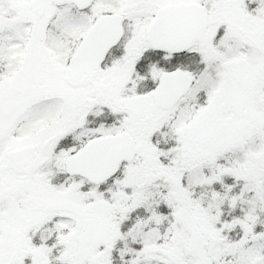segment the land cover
<instances>
[{
    "label": "snow or ice",
    "instance_id": "6c2138e0",
    "mask_svg": "<svg viewBox=\"0 0 264 264\" xmlns=\"http://www.w3.org/2000/svg\"><path fill=\"white\" fill-rule=\"evenodd\" d=\"M0 264H264V0H0Z\"/></svg>",
    "mask_w": 264,
    "mask_h": 264
}]
</instances>
